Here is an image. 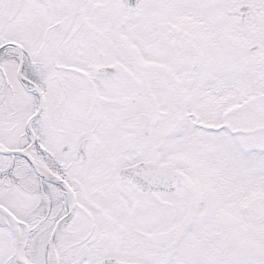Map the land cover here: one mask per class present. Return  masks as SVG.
<instances>
[{
	"label": "snow or ice",
	"instance_id": "snow-or-ice-1",
	"mask_svg": "<svg viewBox=\"0 0 264 264\" xmlns=\"http://www.w3.org/2000/svg\"><path fill=\"white\" fill-rule=\"evenodd\" d=\"M0 264H264V0H0Z\"/></svg>",
	"mask_w": 264,
	"mask_h": 264
}]
</instances>
